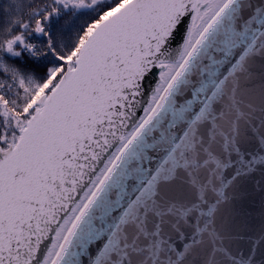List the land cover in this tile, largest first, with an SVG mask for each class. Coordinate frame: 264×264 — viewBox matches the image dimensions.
Listing matches in <instances>:
<instances>
[{"label":"snow or ice","instance_id":"6c2138e0","mask_svg":"<svg viewBox=\"0 0 264 264\" xmlns=\"http://www.w3.org/2000/svg\"><path fill=\"white\" fill-rule=\"evenodd\" d=\"M0 264H264V0H0Z\"/></svg>","mask_w":264,"mask_h":264}]
</instances>
